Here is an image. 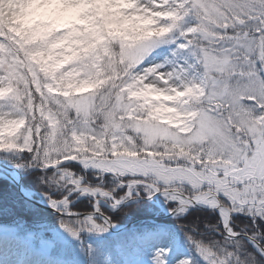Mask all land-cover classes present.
Returning a JSON list of instances; mask_svg holds the SVG:
<instances>
[{
	"label": "snow or ice",
	"instance_id": "obj_1",
	"mask_svg": "<svg viewBox=\"0 0 264 264\" xmlns=\"http://www.w3.org/2000/svg\"><path fill=\"white\" fill-rule=\"evenodd\" d=\"M7 2L19 28L0 13V153H28L61 228L101 235L159 196L195 253L179 264H260L245 240L264 258V0ZM81 3L119 8L83 16ZM64 69L80 78L71 93Z\"/></svg>",
	"mask_w": 264,
	"mask_h": 264
},
{
	"label": "trees",
	"instance_id": "obj_2",
	"mask_svg": "<svg viewBox=\"0 0 264 264\" xmlns=\"http://www.w3.org/2000/svg\"><path fill=\"white\" fill-rule=\"evenodd\" d=\"M22 155L23 156L14 153H0V163H6L17 168L20 173L23 174L21 183L25 187L43 190L39 184L36 185L37 180H41L43 174L34 166H28V153H23ZM75 170L76 169H73V171ZM43 191H45V189ZM47 192H50V190ZM53 196L57 198V194H53ZM82 201L83 205H88L86 199ZM77 203L80 204L81 201H78ZM85 206L72 209L79 212H87L91 210L90 206ZM153 212V207L146 203L143 206L133 209L127 215L113 213L110 216L112 222L119 224L131 223V226H128L117 233L107 231V233L96 237L98 240L93 238L97 243L90 242V238H86L87 233H80L78 239L82 242V245L88 244L85 241L87 239L90 244H92V250L93 247L98 250H93V255L91 251L86 252L85 255L90 258V264H128L133 249L139 246L138 233L142 234V232H145L146 229H148L149 223L147 222V219L153 216ZM190 213L191 219H195L196 216L200 217L201 224L199 227L201 229L203 228V220L205 217H208L210 222L215 223L214 218L209 216L206 212H196L195 210H192ZM60 218L61 217L57 215L40 210L29 201L23 199L12 183L3 177H0V225L19 223L20 226L32 225L36 227V225L44 222L46 225L53 227L60 224ZM235 219L236 222L240 224L250 223L247 217L241 216L236 217ZM183 223H185L184 220L180 222L172 220L169 223V226L171 229L176 230L174 231L175 233L173 232L174 235L181 238L182 243L189 249L190 254L194 256L195 253L191 251L190 246L184 241L183 232L181 231ZM42 229L45 231L47 230L45 226ZM260 230L261 232H264V225H261ZM205 239H208V237H205ZM259 242L264 245V239H261ZM245 244L248 252L252 253L260 264H264L263 258L252 249L247 241H245ZM87 261L89 262V260Z\"/></svg>",
	"mask_w": 264,
	"mask_h": 264
},
{
	"label": "rangeland",
	"instance_id": "obj_3",
	"mask_svg": "<svg viewBox=\"0 0 264 264\" xmlns=\"http://www.w3.org/2000/svg\"><path fill=\"white\" fill-rule=\"evenodd\" d=\"M173 50L174 45L157 48L147 57L142 67L163 62L165 57L170 56ZM160 52H164L165 55H158ZM38 184L41 186V189H45V193L43 190H33L25 186H23V190L33 199H36L34 195L36 192L39 194V197L46 200V192L51 189L46 184L41 183V180H37L36 185ZM57 198L62 197L57 196ZM160 198L159 196L157 199L154 197L153 202L156 201L155 203L159 204V209L165 212L169 209V205L165 204L163 199ZM18 225L19 223L13 226H0V264H66L63 258L65 255L62 251L59 253L55 250V241L51 236L56 238L57 241H61L63 243L62 246H68L78 257L81 254L85 258L87 251H98L94 247L92 250L90 242L97 243L95 240H98V238L96 237L104 234L95 235L87 233L86 238H90V242L86 239L85 241L88 244L82 245L79 239H74L65 232L60 224L52 227L43 222L36 225V228H39V230L31 226ZM44 226L47 229L46 231L42 229ZM39 231H44L49 235L40 233ZM138 236L140 237L138 240L139 247L138 249H134L131 264H152L153 254L157 249L169 250L166 258L167 264H179L181 260L189 256L188 249L182 246V243L178 239L171 238L169 233L163 228L158 227V225L153 229H146L142 234L138 233Z\"/></svg>",
	"mask_w": 264,
	"mask_h": 264
},
{
	"label": "clouds",
	"instance_id": "obj_4",
	"mask_svg": "<svg viewBox=\"0 0 264 264\" xmlns=\"http://www.w3.org/2000/svg\"><path fill=\"white\" fill-rule=\"evenodd\" d=\"M77 7L82 11L83 16H94L97 12L103 11L107 15H114L115 13L111 11V9L119 8V5L115 3L100 5L95 3H81L78 4ZM120 11H123L125 15L128 14V10L125 9H119ZM15 11L12 4L8 3L7 0H5L4 4H0V13H3V18L5 21L9 24H12L14 28H19L18 23H13V16L12 13ZM133 23H136V21H133ZM21 36L24 39H28L29 35L25 34L24 30H21ZM120 54V48L117 45H112L110 52L105 57V64L101 67L104 69L105 75H111L114 68H119V64L113 63L115 59ZM61 57L57 56L55 59H60ZM49 63H52L53 61L49 60ZM71 67V66H70ZM75 69H72L74 71ZM95 72V70H93ZM65 73H69L64 81L61 84V87L63 88L64 84L72 85L71 87L65 88L64 90L68 91L69 93L73 92L75 87L80 86V78L78 76L72 75L69 69H64L61 73L58 74V77L61 75H64ZM95 78H99L98 76ZM55 86V85H53Z\"/></svg>",
	"mask_w": 264,
	"mask_h": 264
},
{
	"label": "water",
	"instance_id": "obj_5",
	"mask_svg": "<svg viewBox=\"0 0 264 264\" xmlns=\"http://www.w3.org/2000/svg\"><path fill=\"white\" fill-rule=\"evenodd\" d=\"M2 168H5V169H8V170H10V171H13L11 168H9L7 165H0ZM16 187L18 188V189H20V183H18V182H16ZM24 197H26L25 195H23ZM31 202H33L36 206H38V207H40L41 209H43V210H46V211H49V212H52V213H57L56 211H54L51 207H49V206H46V205H44V204H42V203H40V202H38V201H36V200H34V199H29Z\"/></svg>",
	"mask_w": 264,
	"mask_h": 264
},
{
	"label": "bare ground",
	"instance_id": "obj_6",
	"mask_svg": "<svg viewBox=\"0 0 264 264\" xmlns=\"http://www.w3.org/2000/svg\"><path fill=\"white\" fill-rule=\"evenodd\" d=\"M14 178H16V175H13Z\"/></svg>",
	"mask_w": 264,
	"mask_h": 264
}]
</instances>
